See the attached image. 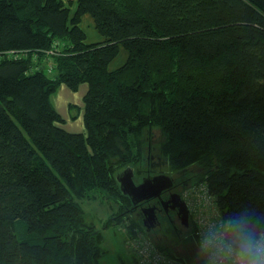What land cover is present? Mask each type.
<instances>
[{"label": "trees", "instance_id": "16d2710c", "mask_svg": "<svg viewBox=\"0 0 264 264\" xmlns=\"http://www.w3.org/2000/svg\"><path fill=\"white\" fill-rule=\"evenodd\" d=\"M72 3L0 0V52H19L0 59V264H101L82 202L103 193L120 201L106 225L125 219L128 247L150 238L117 176L139 170L153 128L173 170L197 165L187 188L207 185L226 230L241 214L264 228V0ZM86 13L103 40L87 41ZM62 83L87 84L84 131L51 100ZM189 228L175 236L197 246L189 255L152 242L203 264L193 215Z\"/></svg>", "mask_w": 264, "mask_h": 264}, {"label": "rangeland", "instance_id": "374dc122", "mask_svg": "<svg viewBox=\"0 0 264 264\" xmlns=\"http://www.w3.org/2000/svg\"><path fill=\"white\" fill-rule=\"evenodd\" d=\"M74 3L71 4V12L73 13L76 0H72ZM82 27L86 32L88 42H98L104 39L103 35L97 30L89 13H86L82 17ZM127 51L124 46H121L119 54L113 59L110 63V68H115L122 65L127 59ZM8 57L7 55H5ZM0 56V59L5 57ZM87 89V84L82 83L78 89L70 88L66 83L60 84V86L52 92L51 100L53 104L58 108L65 118V125L70 129L85 130V120H84V93ZM164 134L160 128H153L146 132L145 137V149H144V158L141 161L140 165L138 163V168L135 169L134 180H141L142 175H146V170L150 167L159 168L161 166L164 170H173L170 163L166 158L163 157L162 151L160 149V142L163 140ZM151 142L152 146L151 151L148 150L149 143ZM149 151V152H147ZM161 157H160V156ZM152 162V164L150 162ZM153 165V166H151ZM185 171L186 173L192 174L196 172L198 167L197 165H192ZM136 182V181H135ZM192 201L194 203L193 199ZM116 202V204H114ZM118 200H113V197L107 193H103L98 196V198L91 200H84L82 202L84 208L88 212V219L92 221L98 229L102 231L103 241L102 247L104 253L99 258L101 264H134L132 247L126 242V237L128 233L129 224L126 220H122L120 223L106 225V221L115 213H119V203ZM137 223V222H136ZM187 233L180 236L185 238ZM174 241L176 238L171 237ZM179 238V237H178ZM153 242L161 241L160 238L153 237ZM165 239V238H164ZM171 239V240H172ZM168 239L162 240L167 243ZM177 240V239H176ZM177 246L176 248L171 243L166 245L170 247L174 252L178 254L189 255L190 252H195L197 249L195 244L192 242L185 241H175Z\"/></svg>", "mask_w": 264, "mask_h": 264}, {"label": "built area", "instance_id": "2783aa9c", "mask_svg": "<svg viewBox=\"0 0 264 264\" xmlns=\"http://www.w3.org/2000/svg\"><path fill=\"white\" fill-rule=\"evenodd\" d=\"M5 55L8 58L18 57L19 52L14 50L0 52V56ZM183 199L189 210V214L195 216L199 226L197 237L205 256L203 264H208L206 247L203 245L207 238L225 231L226 224L221 219L220 213L212 201V195L206 184L188 187L183 192ZM190 199H193L196 204H193ZM130 246L138 257L139 264H188L186 261L167 255L163 250L154 245L151 238L140 239L136 237L131 240Z\"/></svg>", "mask_w": 264, "mask_h": 264}, {"label": "flooded vegetation", "instance_id": "af4514ba", "mask_svg": "<svg viewBox=\"0 0 264 264\" xmlns=\"http://www.w3.org/2000/svg\"><path fill=\"white\" fill-rule=\"evenodd\" d=\"M146 172L147 174L142 175L141 180L135 181L140 183L146 176H154L155 174L165 173L172 177L173 184L170 188L165 189L161 193L160 197H152L138 203L132 202L130 211L134 212L137 217L142 218L143 223L140 222L141 227L150 238L153 236L160 238L161 240L168 239L166 240L167 243H171L170 245H173V247L176 248V239L174 241L171 237H180L185 233H188L190 229L189 226L191 215L189 214L188 225H185L182 222V213H180V207L175 205V203L170 201V199L174 193H178L179 195L183 194L187 185L191 181V176L186 175L185 170H164L161 168V166H159L157 169L149 167ZM150 207H154V212L157 216V220H154V226L147 225V222L146 224L144 223V220H147V217H150V213L148 212V208ZM154 221H151L150 223Z\"/></svg>", "mask_w": 264, "mask_h": 264}, {"label": "clouds", "instance_id": "9594fccd", "mask_svg": "<svg viewBox=\"0 0 264 264\" xmlns=\"http://www.w3.org/2000/svg\"><path fill=\"white\" fill-rule=\"evenodd\" d=\"M231 230L206 239L208 264H264V228L243 214Z\"/></svg>", "mask_w": 264, "mask_h": 264}, {"label": "water", "instance_id": "95a60500", "mask_svg": "<svg viewBox=\"0 0 264 264\" xmlns=\"http://www.w3.org/2000/svg\"><path fill=\"white\" fill-rule=\"evenodd\" d=\"M135 169L133 167L125 168L118 176L117 179L120 183L122 192L130 196L133 203H138L142 200L150 199L152 197H160L161 193L172 186V178L165 173H160L154 176H146L140 183H136L134 180ZM170 201H173L175 205L180 207V213H182V222L188 225L189 210L178 193H174ZM154 207L148 208L150 217H147V224L154 226L157 216L154 212ZM151 221H154L150 223Z\"/></svg>", "mask_w": 264, "mask_h": 264}, {"label": "bare ground", "instance_id": "6f19581e", "mask_svg": "<svg viewBox=\"0 0 264 264\" xmlns=\"http://www.w3.org/2000/svg\"><path fill=\"white\" fill-rule=\"evenodd\" d=\"M151 164H152V162H151ZM153 166V165H152ZM152 168V167H151ZM135 175V174H134ZM155 175H157V174H155ZM171 177V176H170ZM172 178V177H171ZM172 181H173V179H172ZM137 183V182H136ZM186 189H187V187H186ZM180 197H181V199L184 201V199H183V194H181L180 195ZM143 201V200H142ZM144 219V218H143ZM142 223H143V220H142ZM144 223L146 224V222H145V220H144ZM148 225V224H147Z\"/></svg>", "mask_w": 264, "mask_h": 264}, {"label": "crops", "instance_id": "0c3cea01", "mask_svg": "<svg viewBox=\"0 0 264 264\" xmlns=\"http://www.w3.org/2000/svg\"><path fill=\"white\" fill-rule=\"evenodd\" d=\"M64 126L66 127L65 124H64ZM66 128L69 129V130H72V131H80V130L70 129L69 127H66Z\"/></svg>", "mask_w": 264, "mask_h": 264}]
</instances>
